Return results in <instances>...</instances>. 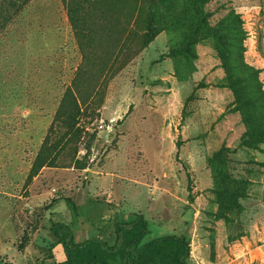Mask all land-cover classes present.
Wrapping results in <instances>:
<instances>
[{"label":"rangeland","instance_id":"374dc122","mask_svg":"<svg viewBox=\"0 0 264 264\" xmlns=\"http://www.w3.org/2000/svg\"><path fill=\"white\" fill-rule=\"evenodd\" d=\"M72 204L77 242L142 216L191 264H264V0H30L0 30V264L64 262Z\"/></svg>","mask_w":264,"mask_h":264},{"label":"trees","instance_id":"16d2710c","mask_svg":"<svg viewBox=\"0 0 264 264\" xmlns=\"http://www.w3.org/2000/svg\"><path fill=\"white\" fill-rule=\"evenodd\" d=\"M30 0H0V30H4L22 13ZM72 7V6H71ZM150 43L153 33H148ZM76 131L79 128L75 127ZM34 169L45 162L38 158ZM82 168H86L83 166ZM73 223L52 222L50 230L56 242L46 241L48 246L61 244L66 260L57 264H191V245L185 235L169 234L145 241L149 222L142 216L130 222L117 223L116 241L109 244L99 236H91L83 242L75 240L78 208L72 204Z\"/></svg>","mask_w":264,"mask_h":264}]
</instances>
